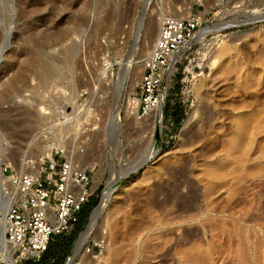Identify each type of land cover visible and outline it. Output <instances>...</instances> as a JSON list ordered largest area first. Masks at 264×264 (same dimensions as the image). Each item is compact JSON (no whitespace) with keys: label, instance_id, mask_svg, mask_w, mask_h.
<instances>
[{"label":"rangeland","instance_id":"1","mask_svg":"<svg viewBox=\"0 0 264 264\" xmlns=\"http://www.w3.org/2000/svg\"><path fill=\"white\" fill-rule=\"evenodd\" d=\"M168 12L194 13L203 28L227 25L215 29L225 28L222 40L189 100L180 102L175 74L166 126H150L123 102L142 73L144 26L156 23L152 47ZM263 12L264 0H0V172L3 163L19 171L38 153L40 164L58 134L64 153L55 161L71 156L88 170L95 204L112 162L131 168L161 139L159 152L117 182L84 246L90 264H264ZM129 57L115 129L117 81ZM51 66L58 69L45 74ZM78 229L59 235L64 261Z\"/></svg>","mask_w":264,"mask_h":264},{"label":"built area","instance_id":"2","mask_svg":"<svg viewBox=\"0 0 264 264\" xmlns=\"http://www.w3.org/2000/svg\"><path fill=\"white\" fill-rule=\"evenodd\" d=\"M201 23L194 13L183 17L169 12L162 15L142 73L133 90L124 96L123 107L135 120L144 121L162 107L161 124L166 126V99L175 74L180 102L189 100L193 83L207 66L208 53L222 40L225 29L202 35ZM171 64L172 73L167 77ZM63 153V148H56L51 158L41 160L36 173L18 172L10 164H2L5 192L13 195L4 216V237L20 263L39 260L53 236L70 233L93 197L95 190L86 168L72 164L68 158L55 161L54 157ZM0 264H7L1 253Z\"/></svg>","mask_w":264,"mask_h":264},{"label":"bare ground","instance_id":"3","mask_svg":"<svg viewBox=\"0 0 264 264\" xmlns=\"http://www.w3.org/2000/svg\"><path fill=\"white\" fill-rule=\"evenodd\" d=\"M195 1V0H194ZM198 1V0H196ZM179 9V8H178ZM189 10H191V7H188ZM181 10V9H180ZM179 12V11H178ZM264 13V12H263ZM171 14V13H170ZM164 15V14H163ZM175 16H180V17H183V15H179V14H173ZM262 15V14H261ZM162 17V16H161ZM258 19V18H257ZM161 20V19H160ZM160 20L158 21V30H159V25H160ZM256 20V19H255ZM247 22V20L245 21ZM241 23V22H240ZM215 25V24H214ZM218 25V24H216ZM224 25H227V24H219L218 26H206L204 27L201 31H200V34L204 35L206 34L207 32L209 31H213L215 29H219V28H222V26ZM156 26V23L154 21H151L147 24V26L145 25L144 26V32L145 34L147 35L148 33H150V35H148L147 37L145 36V39H143V42L142 45H140V52H141V55L144 56V59L142 60V67H140L142 70H143V67H144V62L145 60L147 59L148 57V54H149V48L151 47V44H150V41L148 39V37L151 39L152 38V34L153 32L155 31V27ZM217 50V49H216ZM214 51H212L211 53V56L210 58L213 60L215 59V57H213ZM132 60H130V57L128 59H126L121 65V71H120V74H119V78H118V81H117V90H116V94H115V98H114V103H113V110H112V114H111V128H115L117 129L118 128V125H119V108L121 106V97L123 95V91L126 87V81L128 79V75L129 73L132 71ZM57 66H54V67H50L49 69L45 70V74H49L52 73V72H56L57 70ZM138 69V68H137ZM66 70L62 71L59 73V78L57 79H62L64 74H65ZM172 73V64H171V67H169V70H168V73H167V77L170 76V74ZM135 83V82H134ZM132 85H135V84H132ZM1 97V95H0ZM72 98V95L70 97V99ZM63 108V107H62ZM42 110H44V112H47L48 113H51L52 110L48 111L46 109V107H41ZM60 111V110H59ZM129 112V111H128ZM50 119H49V115L48 116H45V120L47 121H54L57 119L56 115H54V113L52 112L50 114ZM64 116H66L64 114ZM56 117V118H55ZM193 117V116H192ZM191 119V116L189 117ZM44 119V118H43ZM161 119H162V107L159 108L158 111H153L151 113H149L145 120L147 121H150L149 122V125L152 126L153 124V120H157V122L161 124ZM190 120H188V123H189ZM137 123V122H136ZM188 123L185 125L184 129H183V133L185 134L187 129H188ZM191 124V123H190ZM246 124V123H245ZM244 131V130H243ZM239 133V132H238ZM247 133V132H246ZM57 134V133H56ZM56 134H53V135H56ZM183 134V135H184ZM249 134V133H248ZM182 137V135H181ZM55 143L51 144V147L48 149V156L51 158L52 156V153L53 151L56 149V148H59V147H62L61 145V137L57 134L55 137ZM158 139V138H157ZM184 139V138H183ZM158 141V140H157ZM248 141V140H247ZM252 141V140H251ZM160 142H161V139H159V142L157 143V146H156V149L155 151H152V153H148L139 163H137L135 166L131 167V168H128L126 170H121L119 168H116L115 165L113 164L112 160V167H111V175H110V179H109V182L105 188V190L102 192V194L100 195V197L98 198L99 200L97 201L92 213H91V216L89 218V221L85 227V229L81 232L79 238L77 239L76 243L74 244L73 246V249L72 251L70 252L65 264H76L77 262L79 263H83V264H90V261L87 260V256H85V252H84V246H85V243L87 242L88 240V237L92 231V229L94 228L93 226L96 224V221L97 219L100 217L101 213L103 212L111 194L114 192L115 188H116V184L117 182L121 179L122 176H125L127 174H129L130 172H134L136 171L140 166L144 165V163H147L149 161L150 158H152L157 152H159V149H160ZM251 143V142H250ZM247 146V144H246ZM249 146V145H248ZM249 148V147H248ZM249 150V149H248ZM66 151V150H65ZM41 152V151H40ZM208 152V151H207ZM248 153V152H247ZM210 154V153H208ZM245 154V152H244ZM46 155V154H45ZM206 155V154H205ZM241 155V152L239 154V156ZM247 155V154H246ZM3 156V155H2ZM38 156H41V154L37 155V158L34 159L33 156L31 158H29V160H21L20 161V170L18 172H24V173H36L38 171V165H39V158ZM80 156V154H79ZM77 156V157H79ZM114 156V155H113ZM208 156V155H207ZM243 156V155H242ZM250 156V155H249ZM35 157V156H34ZM76 157V156H74ZM237 158H239L238 156H236ZM235 157V159H237ZM245 157V156H244ZM243 157V158H244ZM248 157V156H247ZM246 157V158H247ZM44 158V157H43ZM227 158V157H226ZM241 158V157H240ZM239 158V159H240ZM2 159V158H1ZM220 159H222V161L224 160L223 157H221ZM234 159V158H233ZM232 159V160H233ZM238 159V160H239ZM248 159V158H247ZM3 160V159H2ZM42 160V159H41ZM68 160L72 162V164H76V158H72L71 156L68 157ZM231 160V161H232ZM216 161V159H215ZM218 161V159H217ZM221 160L219 161L222 162ZM227 161V160H226ZM229 161V160H228ZM234 161V160H233ZM241 161V160H239ZM245 160L242 159V162L244 163ZM236 162V160H235ZM238 163V161H237ZM235 163V164H237ZM240 163V162H239ZM242 163V164H243ZM218 164V163H217ZM223 164V163H222ZM241 164V165H242ZM206 165V164H205ZM224 165V164H223ZM238 165V164H237ZM93 166V165H92ZM232 166H235V165H232ZM239 167V166H238ZM218 168V167H217ZM237 168V167H235ZM211 169V168H210ZM215 169V167H214ZM238 169V168H237ZM217 170V169H215ZM212 171V170H210ZM238 171V170H237ZM208 173V172H207ZM214 172H210V174H213ZM218 173V172H217ZM219 175V174H217ZM216 175V176H217ZM214 174L213 175H210V177H212L214 179ZM218 177V176H217ZM220 178V177H219ZM212 179V180H213ZM6 182H5V178L3 176V174H1L0 172V188H2V190H4V193L6 195V200L4 202V204L0 205V253L2 255V258L3 260L5 261V263H9V264H18V262L16 261V258L13 257L12 255V251L13 249L11 248V246L6 242L5 240V237H4V216H5V213H6V209L8 207V205L12 202L13 200V195L12 194H9V193H6L5 192V188H6ZM90 256V255H89ZM91 258V257H89ZM93 258V257H92ZM91 258V259H92Z\"/></svg>","mask_w":264,"mask_h":264},{"label":"trees","instance_id":"4","mask_svg":"<svg viewBox=\"0 0 264 264\" xmlns=\"http://www.w3.org/2000/svg\"><path fill=\"white\" fill-rule=\"evenodd\" d=\"M94 203L91 199V201L84 206V208L81 210L80 214H79V221L76 225H78V231L77 233L81 230L82 228V224H84L83 222H85V220L87 219L92 207H93ZM81 213H83V217H81ZM75 225V226H76ZM78 234L73 235L70 240H68V248H70L71 244L74 242L76 236ZM59 241V243L56 245V242ZM64 243V241L61 240L60 236H53L52 239L50 240L47 249L43 252V254L41 255L40 259L35 261V262H28V264H56L59 263L63 264L64 263V258H65V253L64 250H62V244ZM55 245V246H54Z\"/></svg>","mask_w":264,"mask_h":264},{"label":"water","instance_id":"5","mask_svg":"<svg viewBox=\"0 0 264 264\" xmlns=\"http://www.w3.org/2000/svg\"><path fill=\"white\" fill-rule=\"evenodd\" d=\"M98 200H99V199H98ZM98 200H97V201H98ZM97 201H96V203H97ZM96 203L94 204V206L92 207V209H91V211H90V213H89V215H88V218H87V221H86V223H85V226L81 228L79 234L76 236V238H75V240H74V242H73V244H72V246H71V249H70L69 253L72 251L73 246H74V244L76 243L77 239L79 238L81 232L85 229V227H86V225H87V223H88V221H89V218H90V216H91V213H92V211H93V209H94ZM66 260H67V257H66V259H65V261H64L63 264H65Z\"/></svg>","mask_w":264,"mask_h":264},{"label":"crops","instance_id":"6","mask_svg":"<svg viewBox=\"0 0 264 264\" xmlns=\"http://www.w3.org/2000/svg\"><path fill=\"white\" fill-rule=\"evenodd\" d=\"M27 261V260H26ZM33 262H35V261H33Z\"/></svg>","mask_w":264,"mask_h":264}]
</instances>
